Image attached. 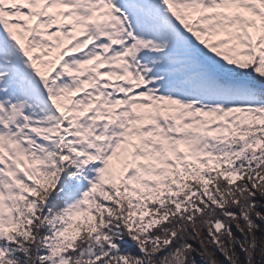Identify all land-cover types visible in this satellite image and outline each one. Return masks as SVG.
Instances as JSON below:
<instances>
[{"label": "snow or ice", "instance_id": "6c2138e0", "mask_svg": "<svg viewBox=\"0 0 264 264\" xmlns=\"http://www.w3.org/2000/svg\"><path fill=\"white\" fill-rule=\"evenodd\" d=\"M0 264H264V0H0Z\"/></svg>", "mask_w": 264, "mask_h": 264}]
</instances>
